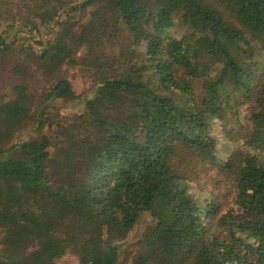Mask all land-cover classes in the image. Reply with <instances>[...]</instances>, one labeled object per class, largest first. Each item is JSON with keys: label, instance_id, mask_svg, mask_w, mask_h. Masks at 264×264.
Listing matches in <instances>:
<instances>
[{"label": "trees", "instance_id": "obj_1", "mask_svg": "<svg viewBox=\"0 0 264 264\" xmlns=\"http://www.w3.org/2000/svg\"><path fill=\"white\" fill-rule=\"evenodd\" d=\"M0 29V264H264V0H0Z\"/></svg>", "mask_w": 264, "mask_h": 264}, {"label": "rangeland", "instance_id": "obj_2", "mask_svg": "<svg viewBox=\"0 0 264 264\" xmlns=\"http://www.w3.org/2000/svg\"><path fill=\"white\" fill-rule=\"evenodd\" d=\"M2 29H0V34ZM16 35L17 37L22 36L23 34L20 33V29H11L10 31H8L7 35L8 37H12L13 35ZM38 36V35H37ZM77 75V74H76ZM83 86V84L78 83V89L80 90V88ZM61 107H63V110L65 112H73V111H79L80 109V105L79 103H77L76 101L74 102H67L64 103L63 105H61ZM219 156H221L219 154ZM225 155L221 156L224 157ZM146 232V228H145V224H142V229L139 231V233L136 235L138 237H141L144 235V233ZM135 239V238H134ZM0 251L3 252L4 250L2 249V247H0ZM7 252V251H6ZM9 253V252H8ZM55 263L56 264H79V260L76 256H68V255H61L59 257H57L55 259Z\"/></svg>", "mask_w": 264, "mask_h": 264}]
</instances>
